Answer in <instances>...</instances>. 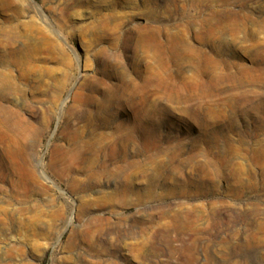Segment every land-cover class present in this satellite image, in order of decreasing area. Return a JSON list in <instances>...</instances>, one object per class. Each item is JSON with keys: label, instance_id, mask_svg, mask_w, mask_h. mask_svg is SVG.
<instances>
[{"label": "rangeland", "instance_id": "374dc122", "mask_svg": "<svg viewBox=\"0 0 264 264\" xmlns=\"http://www.w3.org/2000/svg\"><path fill=\"white\" fill-rule=\"evenodd\" d=\"M0 81V264H264V0H0Z\"/></svg>", "mask_w": 264, "mask_h": 264}, {"label": "bare ground", "instance_id": "6f19581e", "mask_svg": "<svg viewBox=\"0 0 264 264\" xmlns=\"http://www.w3.org/2000/svg\"><path fill=\"white\" fill-rule=\"evenodd\" d=\"M166 45V44H165ZM150 47V46H149ZM184 48V47H183ZM196 49V48H195ZM190 51V50H189ZM201 52V51H200ZM190 54V53H189ZM205 57V56H204ZM188 62V61H187ZM208 63V62H207ZM193 78V77H192ZM129 79V78H128ZM149 79V78H148ZM149 81V80H148ZM1 82H3V81H0V89H1ZM6 82H8V81H6ZM9 82H11V81H9ZM8 82V83H9ZM16 82V81H15ZM12 83V82H11ZM148 83V82H147ZM152 84V83H151ZM3 85V84H2ZM9 85V84H8ZM10 86V85H9ZM157 87V86H156ZM3 88V87H2ZM13 88V87H12ZM32 88V87H31ZM5 89V88H4ZM14 90H15V88H14ZM39 91V90H38ZM84 91V90H83ZM120 91V90H119ZM78 94V93H77ZM81 94V93H80ZM87 94V93H86ZM85 94V95H86ZM81 96V95H80ZM106 96V95H105ZM123 97V96H122ZM112 98V96L111 95H107L106 96V98L103 100V101H100V103L98 104V108H97V110H96V112H95V115L97 116V117H104L105 115H106V111H108L109 109H108V107H109V105H107V103L108 104H110V101L112 100L111 99ZM95 99V98H94ZM1 102V101H0ZM83 103V102H82ZM85 103V102H84ZM75 104V103H74ZM112 105V104H111ZM1 106V105H0ZM80 107V106H79ZM83 111V110H82ZM76 113V112H75ZM91 113V112H90ZM25 120V119H24ZM90 121V120H89ZM27 123V122H26ZM96 124V123H95ZM19 125V124H18ZM92 125V124H91ZM95 131V130H94ZM21 133V132H20ZM116 134V133H115ZM121 136V135H120ZM112 137V136H111ZM117 137H119V134L117 135ZM113 138V137H112ZM108 141V140H107ZM120 142H122V140L120 141ZM114 145V144H113ZM116 147V146H115ZM140 147V146H139ZM117 148V147H116ZM127 148V147H126ZM112 150H113V148H112ZM114 151V150H113ZM114 153V152H113ZM100 162V161H99ZM136 163V162H135ZM127 168V167H126ZM92 175V174H91ZM91 231V230H90ZM88 264V263H87Z\"/></svg>", "mask_w": 264, "mask_h": 264}]
</instances>
